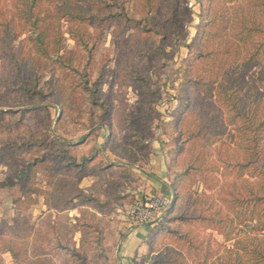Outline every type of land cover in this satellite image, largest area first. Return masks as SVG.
Returning <instances> with one entry per match:
<instances>
[{"label": "trees", "instance_id": "1", "mask_svg": "<svg viewBox=\"0 0 264 264\" xmlns=\"http://www.w3.org/2000/svg\"><path fill=\"white\" fill-rule=\"evenodd\" d=\"M41 1L43 0H9L8 11H5L4 5L0 1V48L6 50L9 61L8 68L4 77H2L3 83L8 87H15L16 81H20L23 85L32 83L31 87L28 86V91H33L35 98L34 96L32 98L23 96L20 106H35L42 104L44 98H52L54 103L60 107L62 113L58 127L68 132L60 123L63 119H70V121H73L75 133L81 130L85 132L84 128L88 127L85 132L88 133V136H79V140H83L77 144L68 145L66 141H63V146L60 145V147L53 146L52 142L42 139L35 142H25L28 148L35 147L37 143H40L43 153L41 155L33 154L32 158L19 160V162H16V157L12 153L15 148L21 147L22 144L16 141L6 144L1 148L0 161L2 163H0L5 165L8 168V173L11 174L5 182L0 183V187L13 189V203L16 208L24 201H27L28 205L35 204L36 199L34 197L39 194L45 195V204L49 206L50 187L52 180H56L59 182L58 188H67L66 192H59L56 197L57 201L64 203L62 210L68 206L75 207L85 202L93 203V201L98 202L102 209L106 206L112 209L110 207L111 201L102 202L94 196L93 190L97 182L91 188L90 193H86L79 188L81 177L92 173L98 178H104L105 170L114 166H110L103 157L98 156V152L96 153L93 147L97 139L96 130L107 126L111 133L108 148L116 155H124L118 147L120 143H117L119 140L116 126L111 123L112 114L115 110L111 94L104 91L106 77L111 72L108 69V61H96L95 59L96 48L100 42L98 33L109 25L118 23L114 29V38L119 46L117 75L115 77L118 87L132 86L140 92L141 96L143 95V98L150 96V93L158 94L159 91L150 90L147 79L140 77V66L136 60V58L140 60L145 58L146 62L151 64V54L146 52L142 44L136 42L138 35L132 37V44L126 43L124 39L130 31L138 34L155 31L158 34L160 33L163 38L168 32H178V10L176 6H173L171 13L164 16L167 2L164 6L160 4L157 8L156 0H139L138 12L134 10L136 0H46L45 7H41ZM173 2L174 5L175 1L173 0ZM201 2L202 13L198 34L193 44L188 45L190 57L182 87L183 93L177 95L179 105L174 110V119L169 126L170 128H177L179 132L177 138L179 144L178 147H175V154L173 153L176 157L172 155L173 160L168 172L170 187L173 191V204L153 227L147 240L148 252L138 264H180L181 262H176L180 259H182V264H190L188 261L190 251L187 252V255L182 256V252L174 250L170 253L171 258L168 257L167 260L157 259L158 254L155 252L158 240L170 234L174 219H178L174 218V212L178 207L183 182L190 180L194 177V173L203 169L194 161V154L191 155L193 162L191 160L189 164L181 169L175 170V163H173L175 162L174 159L178 158L177 155L185 153L189 149L190 151L194 150L195 139L204 138L202 133H208L207 137H210L207 129H204V131L197 130V128L188 130L185 125L190 113L189 106L192 95L198 98L200 93L205 92L204 94L207 95L208 99H214L213 102L210 101L209 103L211 110L217 113V119H220V110H222V117H225V120L222 118L221 124L219 122V127H222V138L232 128L234 147H237L246 158L245 162L242 159L238 162L232 161L229 151H232L234 147L222 140V157L214 162V170L219 172L222 170V165H228L231 169L235 167L244 169L252 165L255 175L262 174L264 176V92L260 91L253 83L248 95L243 93V89L247 87V75L253 69H258L257 79L264 83V0H202ZM234 2L237 4L231 5ZM220 4H222V7ZM234 8L237 9L235 13H232L231 10ZM219 9H222V15ZM152 10H155V12H152ZM1 14L3 17H1ZM63 19L75 23V26L70 30V34L77 47L69 56L62 52L64 35L60 30V21ZM159 21L164 22V24L170 21L169 30H161L157 26ZM221 21L227 24L224 30L222 29V50L209 46L211 39L220 37V30L217 25ZM20 23L24 25L25 31L30 30L32 34L25 41L20 40L21 42L15 45L14 41L20 37V32L16 31V24ZM90 27L93 28L95 36H89L88 30ZM229 27L232 28L233 32L227 34V39L223 38L224 32L227 33ZM132 39L130 40L132 41ZM26 48H28V51H25ZM155 52L157 55L162 54L165 56L162 49L157 48ZM217 55L219 57L222 55V92H219V94L212 91V87H203L206 82L202 78V74H193V69L197 65H202V68H209L211 64L217 61ZM1 56L6 55L1 54ZM44 59H47V61H44ZM56 70L61 71L64 75L63 78L70 83L68 93H65V90L63 91L61 88L62 83H59L53 77ZM47 73L52 74L51 79L40 85L41 80L46 77ZM139 81H141L140 84ZM251 92L256 94L254 95ZM9 99V103L12 104L13 98L9 97ZM89 101L92 107L87 106L86 103ZM151 101L154 100L151 99ZM68 103L69 106H67ZM120 103L124 116L130 120V124H134L136 116L131 109H128L125 98ZM219 104H222V108L218 107ZM11 106H14V104ZM42 109L49 113L46 105ZM75 110L86 117L87 124L82 122V128H78L79 125H76L79 120L73 114ZM138 110L143 116L145 113L143 109L139 108ZM0 113L11 117L19 115L21 119L31 115V111L26 108L20 111L8 108L0 111ZM82 121H85V119ZM134 133L137 134L136 129ZM46 142L47 147H53L55 150L46 153L43 144ZM84 145H88V151H83L84 148L82 147ZM79 147H81L79 154H75L73 149L79 150ZM8 157L11 160H8ZM38 166H42L43 171H45L44 175L47 179V187L45 188L35 185ZM61 174L68 178L63 180L60 178ZM209 179V177H206L205 183H208ZM106 181L111 182L108 177ZM67 184L70 185L69 188ZM101 187L99 186V192L102 191L103 194L108 195L107 189H101ZM251 195L256 197L257 201L264 202V195L262 197L255 192H252ZM51 197H55V194ZM225 200L233 208L239 209L244 206L246 198L231 191ZM261 201L260 204L263 203ZM53 208L59 209L57 205H54ZM44 218L46 220V217ZM180 219L186 221L188 218L180 217ZM203 219H207L204 214L199 217L189 216L187 222ZM45 220L40 225L43 230L46 224ZM14 221L13 226L5 223L0 227V250L10 253L14 264H22L27 259H33L35 264H54L58 262V259L59 264H76L77 260L80 259L79 261L82 264H88L91 259L89 255H93L95 259L100 258L102 264L108 263L109 256L100 255V253L95 252L96 250L88 252L84 249L83 242L77 247L74 240L76 232H80L81 237L85 233L91 234L92 228L98 226L96 223H90L87 220L84 222L80 217L76 219L75 224L64 229L63 236L60 233L61 229L55 223H52L50 228L47 229V233L41 236L40 240L36 239L35 244L30 246V243L22 240L30 235V230L25 229L30 220L26 216L18 215ZM35 232L38 233V229ZM3 235L9 237L5 238ZM94 238L92 244L101 239V234L98 233V236L95 234ZM81 240L83 239L81 238ZM188 240L186 238V245L188 247L190 243V250L198 249V246L188 242ZM250 253L253 257L250 260L253 261L252 264H264V250L255 246ZM237 258H240V256ZM199 261L200 264H204L203 259ZM234 261L235 259H231V264ZM222 264L226 263L222 262Z\"/></svg>", "mask_w": 264, "mask_h": 264}, {"label": "rangeland", "instance_id": "2", "mask_svg": "<svg viewBox=\"0 0 264 264\" xmlns=\"http://www.w3.org/2000/svg\"><path fill=\"white\" fill-rule=\"evenodd\" d=\"M0 1L3 3L5 11H8L9 0ZM174 1L175 4L173 5V0H156V7L159 8L160 4L164 6L165 2H167L164 10V16H167L171 13L173 6H176L178 10V32H168L165 38H163L160 33L158 34L155 31L148 32L147 34H138L130 31L124 39L126 43L132 44V37L138 35L139 37H137L138 40L136 42L142 44L146 52L151 54V64H148L145 58L141 60L136 58V60L140 66V77L147 79L150 90L159 91L158 94L150 93V96L143 98V95L141 96L140 92L132 86L118 87L115 77L117 75V53L119 46L114 38V29L118 23L109 25L98 33L100 42L96 48L95 59L96 61H108V69L111 72L106 77L104 91L111 94L115 107L111 123L116 126L119 140L117 143H120L118 147L124 155L119 156L112 152L114 160L116 162L119 161V163L115 164V162L113 163L115 167L106 169L104 178L97 177L98 181L93 190L94 196L99 198L100 201H111L110 207L112 209H109L108 206L102 209L96 201H93V203H83L82 206L85 208L82 211L84 212L80 213L79 218L82 217L84 222L87 220L90 223H96L99 228L93 227L92 233H85L83 237L78 232V236L76 237L78 238L77 247L83 242V247L88 252L96 250L95 252L100 253V255L109 256L108 263L105 262V264H110L111 254L116 252L119 241L123 238L121 233L123 230L120 229V226H125L128 230L135 229L129 218L130 208L143 194H150L140 191L138 193V188L143 186L142 180L145 172L143 174L141 172L142 169L150 172L143 162V159L149 157L148 155L151 153L149 144L146 142L149 141L150 143L156 138L162 141V148L165 156L168 158L167 172H169V166L171 167L172 164V155L175 154V147H178L179 144L177 140L179 137L177 128H170L169 126L174 119V110L179 105L177 95L183 93L182 87L185 82V73H187L186 70L190 57L188 45L193 44L198 34L202 13V0ZM45 2L46 0L40 2L41 7L46 6ZM138 2L139 0L135 2V12L139 11ZM233 4L237 3L234 2L231 5ZM220 5L222 7V4ZM236 9L234 8L231 12L235 13ZM152 12H155V10H152ZM219 12L222 15V9H219ZM1 17H3L2 14ZM158 23L157 26L161 30H169L170 21L165 22V24L162 21ZM60 24V30L64 35L62 52L66 56H69L77 47L76 42L70 34V30L75 26V23L63 19L60 21ZM226 25L222 21L217 25V28L220 30V37L211 39L209 41L210 47L222 50V29L224 30ZM16 31L20 32V37L14 41L15 45H18L21 42L20 40L25 41L32 34V31L24 30L22 23L16 24ZM88 32L90 37L95 36L93 28L90 27ZM232 32V28L229 27L227 33L224 32L223 38L227 39V34ZM156 47L164 50L165 56L162 54L157 55L155 52ZM25 51H28V48ZM1 54H5L6 56L2 57ZM216 58L217 61L211 64L209 68H202V65H197L193 69V74H202V78L206 82V85L203 87H212V91H216L215 93L219 94V92H222V55L220 57L217 55ZM44 61H47V59H44ZM8 62V53L6 50L0 48V111L7 110L8 108L20 111L26 108L31 111V115L21 119L19 115L11 117L10 115H2L0 113V152L1 148L8 143L16 141L22 144L21 147L15 148L12 153L16 157V162H19V160L32 158L33 154L41 155L43 153L40 143H37L35 147L28 148L25 142H35L38 139H42L52 142L53 146L57 147L63 146V141H66L68 145L81 143L83 139L79 140V136H88V133H85L88 127L84 128L85 132L81 130L75 133L73 121H70V119H63L60 123L68 132L58 127L62 113L60 107L54 103L52 98H44L42 104L35 106L19 105L22 104L23 96H30V98L34 96L35 98L33 91H28L32 83L23 85L20 81H16L15 87L5 85L2 77H4L8 68ZM51 76L52 74L47 73L46 77L41 80L40 85L46 80H50ZM53 77L59 83H62L61 88L63 91L65 90V93H68L70 83L63 78L62 72L56 70ZM257 77L258 69H253L247 75V87L243 89V93L248 95V91L252 89L253 83L256 84L260 91L264 92V83L258 81ZM204 93H200L198 98L192 95L189 106L190 113L185 125L188 130L197 128V130L201 129L204 131V129H207L210 137H207L208 133H202L204 138L197 137L198 139H195L194 150L190 151L189 149V151L177 155L179 159L176 158L174 159L175 162H173L175 163V170L181 169L189 164L191 160L193 162L191 155L194 154V161L203 169L194 173V177L192 176L193 178L190 180L183 182L178 207L174 212V218L178 219H174L175 221L172 223L173 229L170 234L158 240L155 253L158 254L157 259L167 260L168 257L171 258L170 253L174 250L182 252V256L187 255V252L190 251L191 253H188L190 254L188 258L190 264H200V259H203L204 264H222V262L231 264V259H235L233 264H252L253 261H250L253 258L250 253L251 249L258 246L261 250H264V202L261 200L257 201L256 197L252 196L251 193L255 192L263 197L264 176L262 174L255 175L252 165L244 169L241 167L231 169L228 165H222V170L219 172L214 170V162L222 157V140L229 143L230 146H235L234 140H232L234 132L230 128L228 133L222 138V127H219V122L221 124L222 118L225 120V117H222V110H220V119L216 118L217 113L211 110L209 104L214 99H208ZM251 93L256 94L255 92ZM9 97L13 98L12 104L9 103ZM248 97L251 98L250 96ZM124 98L127 102L125 104L129 107L128 109H131L136 116L134 124H130V120L124 116L122 107H120V102ZM151 99L154 101H151ZM13 104L14 106H11ZM86 104L88 107H92L90 101ZM44 105L48 107L50 116L45 109H42ZM67 106H69V103ZM218 107L222 108V104H219ZM139 108H142L145 112L143 116L138 112ZM73 114L79 120V123H76V125H79L78 128L83 127L82 122L87 124L86 117L83 114L77 110ZM84 119L85 121H82ZM210 128L212 129L211 131L209 130ZM135 129L137 134L134 133ZM98 131L96 130V133ZM47 142L43 143L45 152L55 150L53 147H47ZM192 142L194 141L192 140ZM82 148H84L83 151L85 152L88 151L89 147L88 145H84ZM80 149L81 147H79V150L75 148L73 152L79 154ZM232 149V151H229L232 161L238 162L242 159L245 162L246 158L244 154L237 147ZM247 154L249 153L247 152ZM174 156L176 157V155ZM138 157H140L139 160H137ZM8 160H11V158L8 157ZM1 163L0 183L5 182L11 174L8 173V168ZM37 171L35 185L41 188L47 187V179L45 178V171H43L42 166H38ZM243 171L244 173H242ZM90 174L93 175L92 173ZM106 174L111 182L106 181ZM206 177L210 178L208 183H205ZM60 178L66 180L68 177L61 174ZM58 184L59 182L52 180L50 197L48 198L50 204L47 206L48 209L42 206L45 199L44 194L34 197L36 199L34 205H28L27 201H24L16 208L13 204V189L0 187V227L5 223L13 226L15 224L14 219L18 215H23L30 220L28 226L25 227V229L30 230V235L22 240L23 242L27 241L30 243V246L35 244L36 239L40 240L41 236L47 233V229L50 228L52 223H55L61 229L60 233L63 236L64 229L75 224L74 220L77 219L75 214L81 211V209L79 207L76 211L72 206H68L64 210L61 209L64 203L57 201L56 197L59 192H66L67 188H58ZM99 186H102L101 189L106 188L108 195L103 194L102 191L99 192ZM67 187L69 188L70 185L67 184ZM231 191L238 196L241 194L243 198H246L242 208L235 209L225 200ZM52 194H55V197H51L53 196ZM99 195L103 197L101 198ZM136 195L137 197H135ZM260 201L263 203L260 204ZM54 205H57L59 209L53 208ZM201 214H204L207 219L187 222L189 216L199 217ZM44 217H46V220ZM180 217H187L188 219L185 221L180 219ZM43 220L46 221L44 230L40 228ZM37 229L38 233L35 232ZM98 233L101 234V239L97 243L92 244V240H95V234L98 236ZM3 236L5 238L9 237L8 235ZM186 238L189 239L188 242H192L195 246H198V249L190 250V243L187 247ZM89 256L91 259L90 261L87 260L88 264H102L100 258L95 259L93 255ZM238 256L240 258H237ZM79 260H77L76 264H82ZM138 262H135V264H138ZM176 262H181L180 264H182V259ZM59 263L58 259V262L54 264ZM0 264H14L11 254L0 250ZM22 264H35V261L27 259Z\"/></svg>", "mask_w": 264, "mask_h": 264}, {"label": "crops", "instance_id": "3", "mask_svg": "<svg viewBox=\"0 0 264 264\" xmlns=\"http://www.w3.org/2000/svg\"><path fill=\"white\" fill-rule=\"evenodd\" d=\"M110 136L111 133L108 127L101 128L97 132V139L94 142L93 147L95 148L96 153L98 152V156L103 157V159L108 162L110 166H113V163H115L116 161L114 160V156H112V151H110V149L108 148ZM146 143L149 144L151 153L148 155L149 157H144L145 159H142L144 160L143 162L150 172H147L142 169L141 172L143 174L145 172V174L142 180L143 186L138 188V193L140 191L158 194L166 197H173V191L170 187V181L168 179L167 172L168 158L165 156L164 150L162 148V141L156 138L150 143L149 141ZM139 159L140 157H138L137 160ZM117 163H119V161H117L115 164ZM97 181V176L95 177V175L93 176L89 173L88 175L83 176L79 179V188H81L86 193H90L91 188L95 185ZM99 197L102 198L103 196ZM135 197H137V195ZM42 206H44L45 209L47 208V205L45 204V199L42 203ZM79 207L81 211L75 214V217L77 219L79 218L82 209L85 208L82 205H76L74 207V210ZM74 223H76V219L74 220ZM154 226L144 225L136 227L132 230H128V228L125 226H120V229L123 230L121 232L123 238L119 241L116 252L111 254L110 264H135V262H138L143 256H145L148 250L147 240ZM77 234L78 232L75 233L74 238L76 244L78 241V238L76 237L78 236Z\"/></svg>", "mask_w": 264, "mask_h": 264}, {"label": "built area", "instance_id": "4", "mask_svg": "<svg viewBox=\"0 0 264 264\" xmlns=\"http://www.w3.org/2000/svg\"><path fill=\"white\" fill-rule=\"evenodd\" d=\"M173 204V198L158 194H143L129 210L133 227L156 225Z\"/></svg>", "mask_w": 264, "mask_h": 264}]
</instances>
